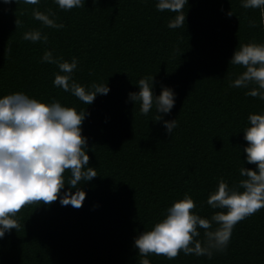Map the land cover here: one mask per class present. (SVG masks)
<instances>
[{
  "label": "trees",
  "instance_id": "16d2710c",
  "mask_svg": "<svg viewBox=\"0 0 264 264\" xmlns=\"http://www.w3.org/2000/svg\"><path fill=\"white\" fill-rule=\"evenodd\" d=\"M156 3L85 0L64 10L55 0H0V96L20 91L85 110L82 135L98 174L81 185L86 197L80 208L63 206L59 198L22 207L20 227L0 238V264H142L145 258L150 264H264V208L239 221L227 248L210 258L182 250L172 259L143 257L135 246L139 233L185 193L202 218L224 211L207 199L221 179L238 185L243 165L255 169L245 159L243 131L250 114L264 112V100L232 86L244 68L230 61L242 44L264 43V10L245 8L241 0H188L184 26L170 28L176 13ZM37 12L63 27L45 26ZM33 30L47 42L24 39ZM47 50L58 59L77 57L73 79L86 87L107 83L109 93L85 105L55 86L57 65L41 59ZM146 76H154L155 94L162 85L175 91V106L163 114L177 120L171 135L155 120L154 108L143 115L140 102L128 99ZM198 231L195 239L204 241L205 229Z\"/></svg>",
  "mask_w": 264,
  "mask_h": 264
},
{
  "label": "clouds",
  "instance_id": "9594fccd",
  "mask_svg": "<svg viewBox=\"0 0 264 264\" xmlns=\"http://www.w3.org/2000/svg\"><path fill=\"white\" fill-rule=\"evenodd\" d=\"M10 2L4 0L6 4ZM39 2L24 0L30 5ZM241 2L245 8L264 10V0ZM55 3L60 9L71 10L84 6L85 0H55ZM187 4L188 0H157L156 7L160 11L175 12L176 16L168 26L179 28L185 24ZM35 18L45 26L63 27L48 14L37 12ZM24 39L47 42L48 37L40 30H33L26 32ZM41 59L57 65L59 71L55 74L54 85L71 92L85 105L92 104L97 94L107 95L110 91L107 83H93L86 87L73 79L79 63L77 57H72L71 61L58 59L47 50ZM230 61L244 68L232 86L248 89L247 95L264 100V43L242 44L234 50ZM137 85L139 91H130L128 99L133 103L140 102L143 115H148L154 108L155 120H162L171 135L177 127V120H165L163 114L170 113L175 106L174 89L162 85L160 93L155 94L154 76L139 79ZM85 116V110L78 111L56 99L43 102L20 91L0 96V238L20 227L16 214L25 205L41 202L49 205L59 198L63 206L82 207L86 192L81 185L98 175L95 167L89 166V145L87 137L82 135ZM248 121L249 126L243 131L248 143L243 150L246 161L256 167L252 169L243 165L239 170L243 179L236 186H230L223 179L219 181L207 203L224 211L215 213L211 219L202 218L192 211L196 204L192 196L185 193L167 209L162 220L135 238L141 256L155 253L172 259L182 250L185 254L210 258L214 251L227 248L233 228L239 221L264 208V112L250 114ZM66 173L70 175L66 176ZM66 184L68 188H65ZM213 223L218 227L213 229ZM198 226L205 229L204 241L195 239L200 236ZM142 264H150V261L145 258Z\"/></svg>",
  "mask_w": 264,
  "mask_h": 264
}]
</instances>
